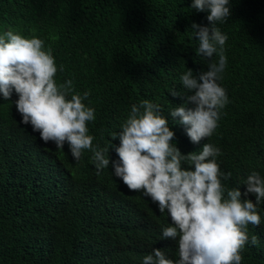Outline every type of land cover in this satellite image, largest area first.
Instances as JSON below:
<instances>
[{
  "label": "trees",
  "instance_id": "trees-1",
  "mask_svg": "<svg viewBox=\"0 0 264 264\" xmlns=\"http://www.w3.org/2000/svg\"><path fill=\"white\" fill-rule=\"evenodd\" d=\"M192 2L0 0V35L11 30L42 39L55 58L57 83L71 79L75 92L90 93L83 103L95 110L87 125L93 146L108 147L131 105L147 99L161 106L173 143L187 154L217 141L216 131L193 144L170 116L182 100L169 91L186 94L181 74L191 68L197 75L209 63L196 55L191 30L193 23L207 26L209 13L191 8ZM229 7L228 19L217 23L228 37L218 83L229 99L218 128L224 145L236 150L264 140V0H230ZM20 121L13 102L0 98V264H143L152 248L177 258L175 243L162 239L167 213L129 191L111 164L97 174L90 150L74 161L67 144L45 145ZM105 155L118 158L112 149ZM220 160L221 171L232 173L222 183L243 193L245 169ZM258 213L261 225H248L249 241L255 235L258 243L245 245L241 264H264V201Z\"/></svg>",
  "mask_w": 264,
  "mask_h": 264
},
{
  "label": "clouds",
  "instance_id": "clouds-1",
  "mask_svg": "<svg viewBox=\"0 0 264 264\" xmlns=\"http://www.w3.org/2000/svg\"><path fill=\"white\" fill-rule=\"evenodd\" d=\"M229 3L193 0L191 4L198 12L209 13L207 26L191 25L199 44L196 55L209 63L207 71L197 75L191 68L181 74L186 94L169 91L182 100L170 110V116L184 126L193 144H200L216 131L217 141H211L214 145L203 143L200 151L187 154L173 143L175 133L161 106L147 99L131 105L120 130L111 134L108 147L93 146L94 137L88 134L87 125L95 120V110L83 103L90 93L75 92L71 79L57 83L55 58L51 50H45L42 39L26 38L11 30L0 35V98L13 102L20 123L38 133L45 145L63 149L67 144L74 161L90 150L97 174L111 164L113 175L129 191L141 192L159 213H167L170 223L162 228V239L175 243L177 258L152 248L143 257V264H241L245 245L258 243L255 235L249 241L248 225H261L258 205L264 201V140L231 150L224 145L218 128L221 110L229 99L218 83L227 65L224 46L228 37L217 23L230 16ZM214 54L218 60H213ZM59 70L63 72L62 65ZM117 139L119 144H113ZM110 149L117 159L106 157ZM219 156L227 168L239 163L245 169L243 193L222 183L232 173L221 171Z\"/></svg>",
  "mask_w": 264,
  "mask_h": 264
}]
</instances>
